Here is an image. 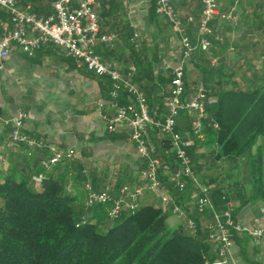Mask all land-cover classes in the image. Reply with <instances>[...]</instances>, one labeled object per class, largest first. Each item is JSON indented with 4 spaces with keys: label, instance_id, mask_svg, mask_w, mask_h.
<instances>
[{
    "label": "crops",
    "instance_id": "crops-1",
    "mask_svg": "<svg viewBox=\"0 0 264 264\" xmlns=\"http://www.w3.org/2000/svg\"><path fill=\"white\" fill-rule=\"evenodd\" d=\"M55 1L16 0V5L22 11L48 18L54 14ZM217 1L221 16L212 26L224 41L215 44L209 52L196 51L187 64L185 83L189 98L195 96L196 87H204V69H215L206 82L212 92L222 82L231 90L235 84L243 88L246 81L251 83V77L264 76V0ZM171 3L184 22L186 34L194 44L198 43L202 0H171ZM95 10L99 16L100 35L115 36L111 42H98L97 54L124 77L135 74V84L146 96L152 110L163 107L171 90L170 82L179 64L181 49L179 36L172 25L156 14V1L97 0ZM11 27L9 11L0 7V35ZM135 35L138 38L134 43ZM111 89L109 77L78 66L75 59L52 42L44 44L33 56L14 45L0 73V141L11 130L5 120L25 112L30 118L24 132L44 140L51 147L74 150V158L83 165L87 180L95 179L96 188L100 189L108 180H121L122 187L145 186L146 181L140 173L146 162L130 141V130L125 126L116 132L108 130L109 120L116 113L110 97ZM130 102L125 96L118 101L121 105ZM186 127L182 119L179 120V128H185L182 135L192 140ZM149 140L155 150L162 146L165 138L151 130ZM210 150L211 147L205 144L199 154L207 157ZM42 155L36 150L29 157L24 147L5 148L3 160H0V175L23 162H37ZM207 166L210 171L214 170ZM62 170L61 164L52 173L58 175ZM163 171L164 175L169 172L167 168ZM70 187L79 203H84L90 185L81 184L78 188L70 183ZM160 193L168 196L170 191L168 188L167 192L158 193L146 190L139 201L162 205ZM195 200L188 192L177 201L191 211ZM263 211V202L251 203L239 212L237 219L251 224ZM246 258L264 264V236L256 241L233 243L230 264H248Z\"/></svg>",
    "mask_w": 264,
    "mask_h": 264
},
{
    "label": "trees",
    "instance_id": "trees-1",
    "mask_svg": "<svg viewBox=\"0 0 264 264\" xmlns=\"http://www.w3.org/2000/svg\"><path fill=\"white\" fill-rule=\"evenodd\" d=\"M212 72L214 68L203 70L202 87L208 98L203 120L206 141L194 136L193 117L188 112L182 111L177 117L176 130L181 133L185 129L179 128L182 119L193 140L188 148L192 168L209 188L213 209L199 213L195 202L194 209H186L181 223L173 228L166 222L173 214L171 203L140 201L138 209H124L113 220L109 205L88 208V195L84 203H79L70 183L78 188L88 184V192L109 187L111 194L118 197L123 181L108 180L98 189L95 179L88 181L83 165L74 158L46 171L42 183L36 184L31 178L42 172L40 161L48 154L40 151L43 155L37 162H23L0 175V264H213L219 258L220 246L212 238L215 215L231 209L237 222L243 208L264 203V76L251 77V83L246 81L243 88L235 84L231 90L222 82L212 92L206 83ZM128 78L135 83V74ZM172 79L173 76L170 88ZM184 84L187 89L185 78ZM170 94L171 90L167 98ZM167 112L166 102L157 109L161 120ZM163 137L162 146L155 148V157L161 161V191L167 192L168 188V196L176 201L188 192L195 199L197 190L192 182H187L185 194L179 193L171 182L179 165L170 139ZM205 144L211 147L207 157L199 154ZM61 164V174H53ZM207 165L214 170L210 171ZM189 220L194 222V229L189 228ZM248 240L253 239L232 231L233 243ZM247 260L248 264H260Z\"/></svg>",
    "mask_w": 264,
    "mask_h": 264
},
{
    "label": "built area",
    "instance_id": "built-area-1",
    "mask_svg": "<svg viewBox=\"0 0 264 264\" xmlns=\"http://www.w3.org/2000/svg\"><path fill=\"white\" fill-rule=\"evenodd\" d=\"M156 12L167 18L174 31L179 36L181 57L179 64L173 71L171 94L166 100L168 112L161 120L156 110H152L146 96L140 88L128 77H124L117 69L105 64L96 52L98 42H111L115 36L100 35L99 16L95 10L97 0H56L54 14L48 18H40L35 14L20 10L16 0H0V7L9 11L11 15V28H6L0 35V73L4 69L5 61L12 54L14 45L28 56L44 44L52 42L62 48L65 53L75 59L78 66L85 67L96 75L107 76L112 81L110 97L115 116L109 120L108 130L116 132L121 126L130 130V141L135 145L138 154L145 160L146 166L141 170V177L146 181L145 186H123L120 196L111 194L106 187L101 192L90 191L86 205L92 208L95 205H109V216L117 219L124 209L135 211L140 206V198L146 190L154 193L161 191L162 182L159 177L161 161L155 157V150L150 144L149 133L155 130L170 139L172 150L178 162V169L172 173L171 182L181 194L188 190L187 182H192L197 190L195 197L199 213L213 209L210 190L205 186L192 168V159L188 148L193 140L184 137L176 130V119L182 111L193 117L192 131L194 136L205 140L203 134V120L206 118L207 94L202 86L196 87V94L189 98L184 84L187 64L192 60L196 51L209 52L215 44H222L224 39L214 32L212 23L221 16L217 0H202V15L198 23V43L194 44L186 34L181 16L176 12L171 0H155ZM138 35L132 39L136 41ZM121 96L127 97L130 102L126 105L118 103ZM29 114L19 112L16 116L5 120L11 127L7 137L0 141V160H3L4 149L11 147H24L27 156L31 157L34 151H47L42 158L40 166L42 172L32 176V182L39 184L45 179V172L56 167L65 160H73L74 150H61L49 146L44 140L31 137L24 132ZM218 128L217 124H214ZM163 202L171 203L173 214L183 217L186 209L178 204L173 197L160 193ZM189 228L194 229L192 220L188 221ZM213 240L219 243V258L213 264H230L232 231L244 233L253 240L264 236V211L256 217L251 224L235 221L231 209L222 215H215V225L211 227Z\"/></svg>",
    "mask_w": 264,
    "mask_h": 264
},
{
    "label": "rangeland",
    "instance_id": "rangeland-1",
    "mask_svg": "<svg viewBox=\"0 0 264 264\" xmlns=\"http://www.w3.org/2000/svg\"><path fill=\"white\" fill-rule=\"evenodd\" d=\"M167 224L170 226V227H175L179 224L180 222V217L176 214H172L170 215L167 220H166Z\"/></svg>",
    "mask_w": 264,
    "mask_h": 264
}]
</instances>
